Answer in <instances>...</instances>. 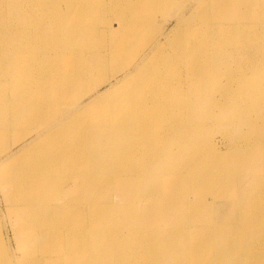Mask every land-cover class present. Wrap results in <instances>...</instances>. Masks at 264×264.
Returning a JSON list of instances; mask_svg holds the SVG:
<instances>
[{"label":"bare ground","instance_id":"bare-ground-1","mask_svg":"<svg viewBox=\"0 0 264 264\" xmlns=\"http://www.w3.org/2000/svg\"><path fill=\"white\" fill-rule=\"evenodd\" d=\"M171 1L0 0V159L27 132L36 136L16 157L8 153L9 164L26 165L2 183L15 188L16 215L26 220L18 222L16 261L264 264V28L255 27L264 0H182L173 10ZM160 5L178 21L166 42L150 38L164 37L155 31ZM227 53L228 63H246L221 85ZM199 106L203 118L193 125ZM171 114L163 143L146 141ZM217 130L240 165L250 161L236 162L233 188L222 179L221 166L232 162L222 158ZM138 150L153 165L129 172ZM88 163L92 173L68 179L98 205L79 211L62 197L59 219V176L43 169ZM105 177L111 185L100 183ZM2 236L0 264H13ZM38 248L47 253L31 261Z\"/></svg>","mask_w":264,"mask_h":264},{"label":"rangeland","instance_id":"rangeland-1","mask_svg":"<svg viewBox=\"0 0 264 264\" xmlns=\"http://www.w3.org/2000/svg\"><path fill=\"white\" fill-rule=\"evenodd\" d=\"M194 2H195V0H194ZM194 2H190V3H188L187 4V8L184 10V14L185 15H189L190 13H192L193 12V8L195 7V5H194ZM182 4V0H172L171 1V5H170V8H172V10L175 8V7H177V6H180ZM157 8V13H158V15H159V17L157 18V25H156V29H155V31L156 32H164V37H161V36H158V37H156V34H154V33H150L151 35H150V38L152 37V38H154V39H158L159 41H162V42H166V39H165V37L166 36H168V35H171L172 33H173V31L176 29V27H177V19L175 18V17H173L174 16V14L176 13L175 11L174 12H171L170 10H166L165 11V9H164V7L162 6V5H160V6H158V7H156ZM262 11H260V17H258V18H255L256 19V21H255V27L257 26V24H258V26H260V27H263L264 28V16H262ZM166 17V20L164 19ZM260 29V28H259ZM163 39V40H162ZM263 44H264V41H263ZM135 52V50H131L130 51V53H134ZM231 53H227V54H225V55H223L222 57H224L226 60H227V63L229 62V58H228V56L230 57V59H231V55H230ZM218 57V56H217ZM254 61H255V59L254 58H252ZM236 61H238V63H242V62H245L246 61V59H244V58H239V57H237V59H236ZM237 62H230V63H228V64H230L229 66L228 65H226V67H224L225 69L224 70H222V75H221V77L220 78H217V81L218 80H220V82H221V85H226V79H227V77H228V75H227V72L228 71H233V70H236V67H237V64H238ZM246 63V62H245ZM239 65V64H238ZM222 68V67H221ZM80 71V70H79ZM178 71H180L184 76H186V75H188V73H190V69H189V67H186V66H183L182 68H180ZM81 72L83 73V70L81 69ZM224 72V73H223ZM93 80H91V83H90V80H89V83L87 84V90H90V89H92L91 87H90V84L92 85L93 84ZM111 83H113V81L111 82ZM111 83H108V84H106L105 86H103L100 90H99V93H101V92H103V91H105V90H107L110 86H111ZM221 85H219V86H221ZM213 94H214V96H215V100L217 101V102H222L223 100V97H221V95H220V91H218L217 90V92L216 91H214L213 92ZM199 96H200V93H199ZM90 99H87L86 101H85V103H88V101H89ZM198 101L200 102V98L198 99ZM198 108V111H199V114H197V115H194V117H197V118H195L194 119V121L195 122H193L192 124L193 125H196V123H197V121L199 122L198 124H200V118H203V116L201 117L200 116V106L199 107H197ZM36 118L37 117H34V116H32V117H30V121H29V123H31L29 126H28V129H34V124H32L33 122H34V120H36ZM182 118H190L191 119V117L189 116H185V117H182ZM169 119H176V117H175V115H170L169 117H167V119L166 118H164L163 117V119H160L157 123H158V127H159V131H158V128H156L155 126H154V131H153V134H152V136H150L148 139H146V141H148L149 139H151V141L152 140H154L155 138L157 139L154 143H153V145H155V143H158V144H160V143H163V139L165 138V137H163V135L165 134V133H163L165 130H167V122H165V121H167V120H169ZM26 124H28V122L26 123ZM25 125V124H24ZM27 134H29L28 135V137L26 138V140L24 141V142H22L21 144H19V145H17V146H13L12 147V149H11V151H9L8 153H10V155L12 156V155H18L19 154V151L23 148V147H25V146H29L31 143H32V140L34 139V138H36V136L34 135V133H31L30 131L29 132H27L26 133V135ZM160 134H162V137H160L161 135ZM157 135H158V137H157ZM221 135H222V132L221 131H219V130H217L215 133H214V139H216V142L217 143H219L218 144V146H220L221 145V147H222V150H224V154H223V159H226V163L227 164H229V163H231V165L230 166H227V165H222L221 166V169H223V170H221V174H222V179L223 180H227V182H228V184H227V186H229L230 185V188H233V184H230V177L228 178V176H229V174H230V172L231 171H235L234 169V167L236 166V162H238V166H237V168L238 169H240V168H244V167H246L247 166V164H248V162H250V161H248V160H244V164L242 163V165H240L241 164V161L240 160H237L236 159V157L234 156V155H232L233 154V152H232V154L230 155V153H229V151H227L226 149H225V147H223L224 146V144H222V143H220V142H222L221 141V139H222V137H221ZM221 138V139H220ZM12 139H13V137H12ZM9 140V143L11 142V141H13V140ZM143 141V140H142ZM167 141V140H166ZM166 144H167V142H166ZM9 145V144H8ZM168 146H170V145H168ZM7 153V154H8ZM138 156L137 157H139V161H136V162H132V161H130V162H128V167H130V171L129 172H134V171H132L133 170V168L134 167H138V168H140V167H143V166H152L153 164H151V162L149 163V164H147L148 162H142L141 161V159H143L145 156L142 154V150H138ZM7 154H5L1 159H0V162H5V164H3L2 166H0V232L3 234V236H2V238L4 239V240H6V242H7V245H8V248H9V252L11 253L12 252V254L13 255H10L11 256V260H12V262H13V264H22L21 262H22V260H17L16 261V259H17V257H18V255L20 254V250H19V243H17V238H18V234H16V232L17 233H20V231L18 230V228L20 227L19 226V223L18 222H22L23 223V221H26L25 219H23L21 216H19L18 214L16 215V213L17 212H19V209H20V204H21V202H18V206H20V207H18V211H16V209L17 208H15V207H17V204H15V202H14V198H13V196H14V189L15 188H13V186L11 185V186H8L7 188L8 189H3L2 188V183L4 184L5 183V180H6V178H8V175H10L11 174V172H12V168L15 166V169H20V168H22V167H24L25 165H26V162L24 163L23 162V160L25 159H23L22 161H20V160H18V159H16V161L14 162V163H12V164H9L8 163V161H11L13 158H14V156H13V158L10 160V159H8L10 156H9V154L7 155ZM7 155V156H6ZM163 155V154H162ZM15 156V157H16ZM89 157V156H88ZM163 157H167L166 155H163ZM8 160V161H7ZM151 160H154L153 159V157H151ZM205 160V159H204ZM28 161V160H27ZM89 164V163H88ZM144 164H146V165H144ZM8 165H11V166H9V167H6V166H8ZM84 165H74V164H66V165H63V164H61L58 168H55V167H52V168H50V169H48V168H44L43 169V173H47V174H51V175H55V176H59L58 178H56V180H53L54 181V183L56 184H61L60 186H58L57 188H58V196H57V198L59 199V197H61V199H59L60 200V202L58 203L60 206V208L56 211V215L55 216H57V217H59V219H61L62 218V212H63V210H64V206H66V204L67 203H65V200L63 201V198L62 197H65L66 199H71V200H73L72 202H70L69 204L72 206V207H75L76 209H80L79 211H81V210H83V208L85 207V205H91V204H93V203H96L97 205H98V203H99V201L97 202L96 200H95V197L96 196H91L90 198H88V197H83L82 196V194L81 193H79V195H78V186H74V184H77V183H80L81 181H79V180H77V179H68V176H73V175H79V174H82V173H87V174H89L91 171L89 170V168L91 167V165L89 164V165H87L86 167H85V171L84 170H81L80 169V167H83ZM232 166V167H231ZM79 168V170H78V168ZM217 167H218V165H216V169H217ZM231 167V168H230ZM230 168V169H229ZM76 170H78V171H76ZM227 172H226V171ZM224 171V172H223ZM238 171V170H237ZM138 172V171H137ZM214 172H215V170H214ZM21 173H22V171H21ZM92 173V172H91ZM213 175H214V173H212ZM207 176H211V175H208L207 174ZM216 176V175H215ZM227 176V177H226ZM60 177H61V179H60ZM130 180L131 179H129V180H126L125 182H130ZM136 180V178L134 179V181ZM104 182H107L109 185H111V181H110V178L109 177H105V178H103V179H101V181H100V183L102 184V183H104ZM73 185V189L75 190L73 193L75 194H73L72 192H71V195H70V193H69V195H67V197L65 196V190L67 191V190H69L70 188H72L71 186ZM6 188V187H5ZM8 190V191H7ZM9 193H11V196L9 195ZM51 194L53 193V191L52 192H50ZM226 193H224L222 196H224ZM72 195H74V196H72ZM72 196V197H71ZM209 197V196H208ZM56 198V199H57ZM81 199V200H80ZM83 200V201H82ZM82 201V202H81ZM62 205V206H61ZM15 208V209H14ZM20 211H22V210H20ZM77 212L78 211H76V214H77ZM64 214V213H63ZM60 230V229H59ZM19 231V232H18ZM43 235V233H38L37 234V236L38 237H41ZM19 237H21V235H19ZM27 237H28V235L26 236H23V238L24 239H27ZM34 246V245H33ZM41 245H39V246H34V247H40ZM46 247H48V246H46ZM31 252H33V254L32 253H30L29 254V257H31V261H34V257L33 256H39L40 258H41V256L45 253H47V250L46 251H44V249L43 248H38V249H35V250H33V251H31ZM24 253H26V251L24 250L23 251V257H25L24 256ZM44 259V258H43ZM0 261H2V258L0 257ZM40 261V262H39ZM44 261V263H46V257H45V260H43ZM36 262H38V264L39 263H42V260H37ZM44 263H42V264H44Z\"/></svg>","mask_w":264,"mask_h":264}]
</instances>
